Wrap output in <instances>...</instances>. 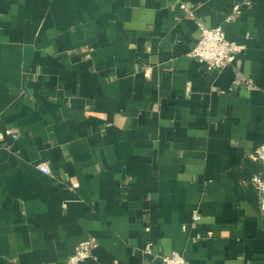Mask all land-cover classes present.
Here are the masks:
<instances>
[{"label": "crops", "instance_id": "0c3cea01", "mask_svg": "<svg viewBox=\"0 0 264 264\" xmlns=\"http://www.w3.org/2000/svg\"><path fill=\"white\" fill-rule=\"evenodd\" d=\"M0 112V264H264V0H0Z\"/></svg>", "mask_w": 264, "mask_h": 264}, {"label": "built area", "instance_id": "2783aa9c", "mask_svg": "<svg viewBox=\"0 0 264 264\" xmlns=\"http://www.w3.org/2000/svg\"><path fill=\"white\" fill-rule=\"evenodd\" d=\"M240 5L235 6V13L240 12ZM180 8L187 11L189 14H193L190 7L182 3ZM200 27V38L197 45L190 52L191 58H194L202 63H205L209 68L222 69L226 66L234 64L239 53H241L245 46L232 41L227 38L224 29L221 26L207 27L203 23L199 22ZM2 114L0 112V121ZM8 133L17 137L15 130H8ZM39 169L44 173H50L51 168L48 163L42 162L38 165ZM255 183L260 190L262 177L260 175L255 176ZM73 187L79 186L78 182H73ZM201 213L196 210L193 216V225L196 226L201 220ZM211 235V233H210ZM198 238H202L201 235ZM93 244L91 241H85L79 244L76 251L70 255L67 264H81L84 260L89 258L92 253ZM162 261L165 264H193L189 262L179 252H173L171 255L163 256Z\"/></svg>", "mask_w": 264, "mask_h": 264}, {"label": "trees", "instance_id": "16d2710c", "mask_svg": "<svg viewBox=\"0 0 264 264\" xmlns=\"http://www.w3.org/2000/svg\"><path fill=\"white\" fill-rule=\"evenodd\" d=\"M252 167L255 173H257L264 179V162L262 160L252 162Z\"/></svg>", "mask_w": 264, "mask_h": 264}, {"label": "rangeland", "instance_id": "374dc122", "mask_svg": "<svg viewBox=\"0 0 264 264\" xmlns=\"http://www.w3.org/2000/svg\"><path fill=\"white\" fill-rule=\"evenodd\" d=\"M263 153H264V148H263ZM261 160L264 162L263 158H261ZM262 182L263 184L261 185L260 193H261V207L264 212V179L263 178H262Z\"/></svg>", "mask_w": 264, "mask_h": 264}, {"label": "bare ground", "instance_id": "6f19581e", "mask_svg": "<svg viewBox=\"0 0 264 264\" xmlns=\"http://www.w3.org/2000/svg\"><path fill=\"white\" fill-rule=\"evenodd\" d=\"M262 158L264 159V153L262 154Z\"/></svg>", "mask_w": 264, "mask_h": 264}, {"label": "water", "instance_id": "95a60500", "mask_svg": "<svg viewBox=\"0 0 264 264\" xmlns=\"http://www.w3.org/2000/svg\"><path fill=\"white\" fill-rule=\"evenodd\" d=\"M262 154V152H260V155Z\"/></svg>", "mask_w": 264, "mask_h": 264}]
</instances>
